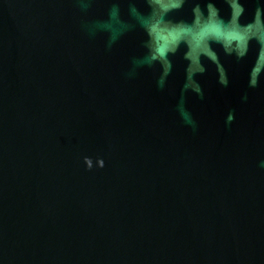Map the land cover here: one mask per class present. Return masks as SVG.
Returning <instances> with one entry per match:
<instances>
[{"label":"water","instance_id":"obj_1","mask_svg":"<svg viewBox=\"0 0 264 264\" xmlns=\"http://www.w3.org/2000/svg\"><path fill=\"white\" fill-rule=\"evenodd\" d=\"M0 264H264V0H0Z\"/></svg>","mask_w":264,"mask_h":264}]
</instances>
